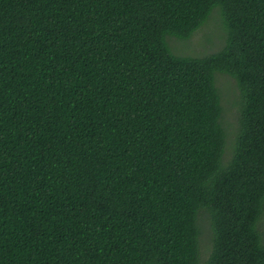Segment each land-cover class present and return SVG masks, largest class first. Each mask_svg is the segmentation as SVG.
Masks as SVG:
<instances>
[{"label":"trees","instance_id":"trees-1","mask_svg":"<svg viewBox=\"0 0 264 264\" xmlns=\"http://www.w3.org/2000/svg\"><path fill=\"white\" fill-rule=\"evenodd\" d=\"M204 220L264 264V0H0V264H201Z\"/></svg>","mask_w":264,"mask_h":264},{"label":"rangeland","instance_id":"rangeland-1","mask_svg":"<svg viewBox=\"0 0 264 264\" xmlns=\"http://www.w3.org/2000/svg\"><path fill=\"white\" fill-rule=\"evenodd\" d=\"M226 37V29H224L220 16L217 12H214L211 17L200 26L188 39H179L176 36H166L167 43L169 44L172 52L177 55H202L212 52L222 45L223 39ZM222 74V72H217ZM217 85L220 89L223 98V104L226 107V121L231 124L228 128V135L230 137V143L234 139L235 134V117H236V101L239 99L238 87L234 80L226 75H220L217 79ZM229 150V148H228ZM262 227V225L260 224ZM210 227L207 220L203 221V233L199 238L202 244V263L205 264V260L208 257V252L211 246L210 243Z\"/></svg>","mask_w":264,"mask_h":264}]
</instances>
